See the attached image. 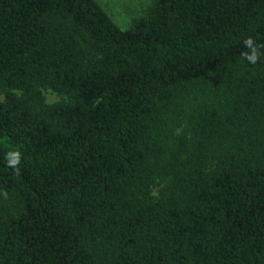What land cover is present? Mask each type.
I'll list each match as a JSON object with an SVG mask.
<instances>
[{"label":"trees","instance_id":"1","mask_svg":"<svg viewBox=\"0 0 264 264\" xmlns=\"http://www.w3.org/2000/svg\"><path fill=\"white\" fill-rule=\"evenodd\" d=\"M0 93V264H264V0H0Z\"/></svg>","mask_w":264,"mask_h":264},{"label":"rangeland","instance_id":"2","mask_svg":"<svg viewBox=\"0 0 264 264\" xmlns=\"http://www.w3.org/2000/svg\"><path fill=\"white\" fill-rule=\"evenodd\" d=\"M111 18L123 29H128L135 19L143 16L154 0H97ZM48 103L61 100L52 90H45ZM0 98H4L0 93Z\"/></svg>","mask_w":264,"mask_h":264},{"label":"clouds","instance_id":"3","mask_svg":"<svg viewBox=\"0 0 264 264\" xmlns=\"http://www.w3.org/2000/svg\"><path fill=\"white\" fill-rule=\"evenodd\" d=\"M244 43H245L246 47L252 49V53L251 54H249V53H241V55L245 59H247L250 63L255 64L257 59H258V56H257V53H256V49L253 47V44H254L253 39L251 37H249V38H247L245 40ZM19 162H20V154L17 152V153H15V158L11 159L9 163H10L11 167H16L19 164Z\"/></svg>","mask_w":264,"mask_h":264}]
</instances>
